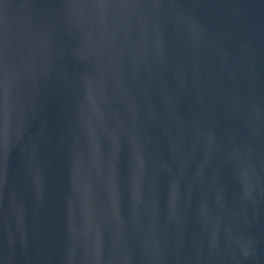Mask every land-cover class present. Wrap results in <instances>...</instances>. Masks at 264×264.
<instances>
[{
    "label": "water",
    "instance_id": "95a60500",
    "mask_svg": "<svg viewBox=\"0 0 264 264\" xmlns=\"http://www.w3.org/2000/svg\"><path fill=\"white\" fill-rule=\"evenodd\" d=\"M0 264H264V0H0Z\"/></svg>",
    "mask_w": 264,
    "mask_h": 264
}]
</instances>
